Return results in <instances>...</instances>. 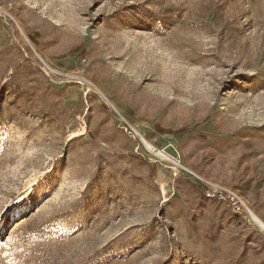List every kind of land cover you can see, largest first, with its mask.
Masks as SVG:
<instances>
[{"label": "rangeland", "instance_id": "rangeland-1", "mask_svg": "<svg viewBox=\"0 0 264 264\" xmlns=\"http://www.w3.org/2000/svg\"><path fill=\"white\" fill-rule=\"evenodd\" d=\"M0 264H264V0H0Z\"/></svg>", "mask_w": 264, "mask_h": 264}, {"label": "built area", "instance_id": "built-area-1", "mask_svg": "<svg viewBox=\"0 0 264 264\" xmlns=\"http://www.w3.org/2000/svg\"><path fill=\"white\" fill-rule=\"evenodd\" d=\"M198 179L203 185V194L207 199L224 203L236 214L243 215L248 219L262 225L260 218L253 211L249 203L233 188L220 182L207 180L200 176H198Z\"/></svg>", "mask_w": 264, "mask_h": 264}, {"label": "trees", "instance_id": "trees-1", "mask_svg": "<svg viewBox=\"0 0 264 264\" xmlns=\"http://www.w3.org/2000/svg\"><path fill=\"white\" fill-rule=\"evenodd\" d=\"M54 89H55V91H58V92L60 91L58 88H54Z\"/></svg>", "mask_w": 264, "mask_h": 264}, {"label": "bare ground", "instance_id": "bare-ground-1", "mask_svg": "<svg viewBox=\"0 0 264 264\" xmlns=\"http://www.w3.org/2000/svg\"><path fill=\"white\" fill-rule=\"evenodd\" d=\"M261 221V220H260ZM262 222V221H261ZM263 224V223H262Z\"/></svg>", "mask_w": 264, "mask_h": 264}]
</instances>
